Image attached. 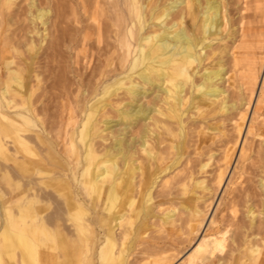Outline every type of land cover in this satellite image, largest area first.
<instances>
[{"label":"bare ground","instance_id":"1","mask_svg":"<svg viewBox=\"0 0 264 264\" xmlns=\"http://www.w3.org/2000/svg\"><path fill=\"white\" fill-rule=\"evenodd\" d=\"M249 2L242 0L237 8L234 0H0V128L15 132L16 144L7 152L0 137V154L18 170L14 203L30 228L5 234L3 244L19 249V264H128L134 253L136 264L148 259L146 264H168L181 251L175 240L166 247L147 241L133 252L144 239L136 221L154 205H166L161 224L171 226L185 211L178 227L185 237L179 242L195 240L207 212L195 191L207 187L195 174L206 172L213 156L201 151L203 130H221L215 123L202 126L197 118L234 107L223 85L228 54L234 67L239 54L250 56L247 70L252 80L257 77L253 56L264 48V11L243 12ZM34 35L37 48L48 36L42 52L80 44L83 57L93 58L82 71L69 70L76 90L85 92L55 137L33 128L32 115L44 106L29 102L32 84L27 86L15 60L21 58L16 54L21 40L25 50H36ZM213 40L223 43L213 47ZM235 47L244 50L237 54ZM208 59L212 65L205 66ZM198 126L194 157L187 147ZM241 126L242 120L237 131ZM32 129V136L26 134ZM224 156H230L228 150ZM224 171L217 172V184ZM29 173L36 180L27 179ZM258 184L264 188L262 176ZM250 199L244 200L247 222L236 215L238 199L232 197L229 218L224 213L219 220L210 218L208 231L180 264H264V244L255 241L262 227L255 224ZM260 203L264 220V197ZM168 250L176 253L159 255Z\"/></svg>","mask_w":264,"mask_h":264},{"label":"rangeland","instance_id":"2","mask_svg":"<svg viewBox=\"0 0 264 264\" xmlns=\"http://www.w3.org/2000/svg\"><path fill=\"white\" fill-rule=\"evenodd\" d=\"M234 1H235L234 7L239 8L242 6L241 3L242 0L240 1L238 0L239 2L237 0ZM249 5H250L249 8L246 9V11L244 10L243 12L245 13L247 12V14H251V15H254L255 13H256L255 15H260L259 14L260 11L261 12L264 11V9H257L259 7L264 8V6H262V3L258 2L257 0L255 1L250 0ZM258 10L259 13H257ZM234 12L236 16L237 15L236 10H234ZM38 27L40 30L42 26L39 24ZM44 32L46 33V31H43V33ZM38 36L34 35L36 50L34 47L33 51L28 52L27 50H25L26 49L24 44L25 41L21 40V44L17 43V46L19 47H17L18 53L16 54L20 55L21 58L19 59L16 58L15 60L16 63L20 65L19 67L22 66L23 69L22 74L26 76L25 77L23 75L24 78H26L25 80L27 86L30 88V85L32 84L31 88L33 92L31 93L29 102L32 105H36V106L42 105L41 107L44 106L43 109H38L36 110L37 112H34V115L36 117L32 115L33 119L35 118L36 120V125L33 128H35V130L38 129L40 131L42 130V132L47 134V136L49 137L50 136L55 137L60 122H62L63 125H66L67 122L69 121V118L74 115V112L76 110L75 107L76 99H77L76 97L85 92L84 87L80 88L81 92L76 90V88L78 89L79 87L74 82L75 78L73 77L72 73H70L69 70L70 68H76L77 70L82 71L84 65L86 64L91 65L93 63L92 61L93 58L90 56L89 58L83 57L84 47H82V45L80 44H74L71 47H66L65 44L58 45L57 48H55L54 50L47 48L44 52H42L43 47L45 48V44L47 43L48 36L46 35L45 40H43L41 43V46L37 48L39 42ZM222 43H223L222 41H218V40L212 41L213 47L222 45ZM243 50L244 48H237V47L233 48V51L237 52V54L239 52H242ZM255 57H256L255 61H257L256 62L257 77L254 80L250 78L251 76L247 70V61L248 59L250 60V56L245 54L242 55L239 54L237 58V64L235 65V67L232 64L233 61L229 54L227 59L224 57L226 61L225 64L226 81L224 82L223 85L228 92L227 102L229 101L228 102L229 105H231V103H234V107L230 106L228 108V111L224 113L216 112L215 114V112L213 113L210 112L208 114H204L201 118L200 117L197 118V123L200 121L202 126L203 124L205 125L207 122L215 123L219 125L222 131L218 130L212 133L213 131L205 130V129L203 130V136L206 137V141L201 143L202 146L201 151L209 150L210 152L213 153V156L209 162V165L205 168L206 172H196L195 174L196 178L204 179L205 181L204 185L207 187V189L205 190H202L200 187L197 189L195 188L197 194L203 196L202 200L200 199L197 201L198 204L200 206L202 205L201 207L207 211L205 212L206 213L205 219L201 225L200 230L197 232L195 240L192 241L190 244L186 242L180 244V242L183 240L185 235L184 234L181 235L180 232L182 231L183 227L181 228L178 227L183 222V219L186 215L185 211L184 212L181 211L183 214L181 213L179 216H177L178 214L176 215L177 216L176 218H178V220L176 219V221L174 222L175 226H171L167 223L161 224L162 223L161 209L165 208L166 205H163L160 208L154 205L150 209L146 218L136 221L137 226L140 229V233L144 232L141 235L144 237L145 240L144 239L141 241L137 240L136 248L133 252H137L138 251L137 249H139L141 245L147 243V241L148 243H151L150 241H156L159 246L166 247L169 244L174 243L175 240L177 241V243H179V249L181 248V251L168 264H180L183 258L194 247L195 242L204 233L208 231V228L210 227L208 223L210 218L219 220V218L223 213L226 214L224 217L226 220L229 218V217L226 218L228 216L227 205L232 199V197L237 198L239 202V203L237 202L238 210L236 212V215L243 222H247V217L244 214L245 212L244 200L245 198L247 199L248 196H251L249 202L253 205L254 207L253 209L257 212L255 217L256 220L255 224H260L262 227L259 229V233L257 234V236H255V241L257 240L258 241V242L256 241L257 243L260 242L259 244H264V220H262L261 215L258 214V212L261 210L260 200L262 199V197H264V194H262L264 188H262L260 184H258L260 176L264 178V87H262L261 84L262 75H264V64H262L264 63V48H261L259 52L257 51V53L253 56V59ZM204 65L205 66L212 65L210 59L206 60ZM2 73H4V71ZM231 73L233 74L232 76ZM230 76L232 78H230ZM66 85L67 88L70 90H68L65 87ZM62 91H64V93H62ZM34 97L37 99H35ZM151 97L152 95L148 96L147 98H143L141 99L142 100L141 102L144 103L146 101L148 102V100H150ZM16 99L18 100V97H16ZM240 120H242V126L239 132L237 131V125L239 124ZM44 124L46 127L44 126ZM49 126L53 128H50ZM116 127L118 126H114V128ZM199 128L200 126H198L196 130H193L191 141L188 142V147H187V152L192 151L191 155L194 157L197 156L196 153L193 152L197 151V150L194 151V146L196 145L197 132ZM1 129L2 128H0V137L2 138L1 140H3L6 143V146L8 148L7 152L13 153L14 150L13 148L15 147L16 144L13 142L14 138L12 137L14 136L15 132L13 133L9 132L4 128L3 130ZM62 130L63 128L61 129V132ZM33 131H34L33 129L29 130L26 134L28 135L30 134L32 136L34 134ZM52 132L54 134H51ZM226 149L230 153V156L225 160L224 158L226 157L224 155L227 151ZM65 155L66 156L70 155V152L67 153L65 152ZM203 156L204 158L206 157V155ZM69 158L67 157L68 162L73 161V158L71 156H69ZM183 159L184 156L181 158V160ZM224 166L226 167L224 168ZM0 167H1L0 168V264H19L20 262L19 260L20 255H18L20 254L19 249L14 246L7 247L6 245H4L3 243H5V241L3 240L4 238L3 236L5 234H9L12 232L15 233L19 230H23V232H26L30 230V228L23 225L22 220L20 221V219L18 218L20 211L18 210V208H16V205L14 203V201L17 198L16 191H17V183L19 181V174L17 172L18 170H16V167L13 165L12 161H7L6 157L2 154H0ZM222 167L224 168L225 171L223 170ZM218 170L224 171L223 176L221 178V182H219L220 184H217L218 183L217 172H219ZM27 177H26L27 179L30 178L36 180L37 176L35 174L29 173ZM6 179H8L7 180L8 182L6 181ZM158 188L159 187L155 189L158 190ZM243 189H245L244 193H243ZM156 190H154V195ZM172 196H176V195L173 194ZM9 202L10 204L7 205L6 207L5 205L8 204ZM175 212L178 213V211ZM258 220H260V222ZM257 221L259 223H257ZM15 223L17 224V227L15 226L16 225ZM176 229H180L179 232ZM231 229H233V227H231ZM230 233L231 232L227 233L226 236L230 235ZM225 249L227 248L225 247ZM173 251L174 253H176L175 250H168L167 252L161 253L159 255L166 256L167 254ZM134 255L135 253L129 256V259L132 260L128 264H136L134 263L135 260V258L133 257ZM148 260H146L145 262L137 261V263L146 264L149 262ZM150 261H153V259L150 258Z\"/></svg>","mask_w":264,"mask_h":264}]
</instances>
